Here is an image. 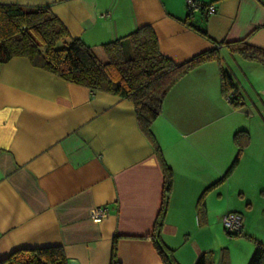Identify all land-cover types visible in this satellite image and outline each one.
Wrapping results in <instances>:
<instances>
[{"label":"crops","instance_id":"0c3cea01","mask_svg":"<svg viewBox=\"0 0 264 264\" xmlns=\"http://www.w3.org/2000/svg\"><path fill=\"white\" fill-rule=\"evenodd\" d=\"M195 1L213 13L187 16L185 0H0L47 6L95 55L141 26L153 29L160 52L176 64L220 43L218 61L193 68L169 90L151 125L154 141L131 101L67 82L25 57L0 63V259L19 248L60 246L69 264H110L113 248L120 264H163L152 242L164 188L156 146L172 172L160 238L176 264L212 253L213 218L221 226L227 210L241 215L228 206L213 213L235 169L204 193L203 211L198 201L237 150L232 131L210 120L213 96L223 102L219 64L228 61L243 93H264V63L226 45L243 40L264 50V0ZM100 205L109 215L95 223L89 213Z\"/></svg>","mask_w":264,"mask_h":264},{"label":"trees","instance_id":"16d2710c","mask_svg":"<svg viewBox=\"0 0 264 264\" xmlns=\"http://www.w3.org/2000/svg\"><path fill=\"white\" fill-rule=\"evenodd\" d=\"M210 6L199 4L198 11L206 18L210 15L208 13ZM186 8L187 16L195 13L187 6ZM187 24L198 33L205 35L190 22ZM61 41L64 45L58 47L57 44ZM214 44V48L198 53L182 64H176L160 52L153 29L149 26H141L126 37L102 44L106 56L105 62H102L91 47L80 39L69 37L66 27L47 6L24 9L18 5L0 4V63H5L13 57H25L33 67L46 70L67 82L84 86L92 92L111 93L131 101L140 128L153 141L151 125L162 112L165 96L193 68L219 60L217 48L220 43ZM226 45L231 53H239L247 59L264 63L263 49L251 46L243 40L229 42ZM219 80L221 94L225 98L228 97L229 102L234 106L240 105L238 90L221 66ZM230 92H233V96H230ZM248 138V132L244 129L233 133L232 140L237 149L235 157L223 175L204 190L198 201L199 212L204 208L202 201L204 193L225 181L238 165L242 151L248 144ZM156 149L162 163L164 188L152 242L163 264H176L172 251L162 244L160 238L172 172L161 157L158 146ZM254 244V251L247 264H264V243L254 240ZM210 257L211 253H203L195 264H211ZM0 264L69 263L60 246H48L15 249L8 256L0 259ZM110 264H120L114 248ZM221 264H230L225 254Z\"/></svg>","mask_w":264,"mask_h":264},{"label":"rangeland","instance_id":"374dc122","mask_svg":"<svg viewBox=\"0 0 264 264\" xmlns=\"http://www.w3.org/2000/svg\"><path fill=\"white\" fill-rule=\"evenodd\" d=\"M63 45L62 41L57 44L58 47ZM97 54V58L105 62L104 53L97 52ZM222 63V68L230 76L227 68L228 61L224 59ZM232 80L241 92L239 93L241 104L234 106L223 95H221L223 101L221 102L215 98V94L214 108L210 115L211 124L212 127L220 125L219 127L226 134L232 131L230 138L235 131L244 129L248 132L249 138L240 162L225 184L227 186L223 188L222 195L225 201L216 204L213 213L218 214L227 206L239 211L242 216V235L227 234L222 219L219 226L216 218H213L208 230L213 264H221L222 254L229 255L232 264H247L254 251V240L264 243V93H243L244 90L233 76ZM241 190L246 197L243 203L236 199ZM240 203H242V209H240ZM246 203H250V208L247 210L244 208Z\"/></svg>","mask_w":264,"mask_h":264},{"label":"built area","instance_id":"2783aa9c","mask_svg":"<svg viewBox=\"0 0 264 264\" xmlns=\"http://www.w3.org/2000/svg\"><path fill=\"white\" fill-rule=\"evenodd\" d=\"M186 6L192 11L199 10V3L195 0H185ZM214 11L213 6L208 7V13L212 14ZM230 96H233V92H230ZM229 102V98H226ZM109 215V211L104 205L96 206L91 209L89 217L95 223H100L104 218ZM222 224L226 232L229 234H240L242 231V217L237 212H227L222 216Z\"/></svg>","mask_w":264,"mask_h":264},{"label":"water","instance_id":"95a60500","mask_svg":"<svg viewBox=\"0 0 264 264\" xmlns=\"http://www.w3.org/2000/svg\"><path fill=\"white\" fill-rule=\"evenodd\" d=\"M70 264H75L73 261Z\"/></svg>","mask_w":264,"mask_h":264}]
</instances>
